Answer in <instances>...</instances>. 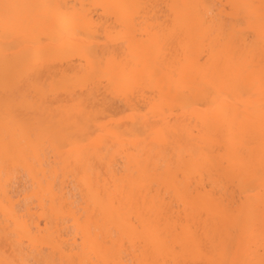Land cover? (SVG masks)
<instances>
[{
  "label": "bare ground",
  "instance_id": "1",
  "mask_svg": "<svg viewBox=\"0 0 264 264\" xmlns=\"http://www.w3.org/2000/svg\"><path fill=\"white\" fill-rule=\"evenodd\" d=\"M0 3V264L264 259V0Z\"/></svg>",
  "mask_w": 264,
  "mask_h": 264
},
{
  "label": "snow or ice",
  "instance_id": "2",
  "mask_svg": "<svg viewBox=\"0 0 264 264\" xmlns=\"http://www.w3.org/2000/svg\"><path fill=\"white\" fill-rule=\"evenodd\" d=\"M20 7L19 5H13L9 3H0V10H2L3 22L7 27L9 24L14 23L16 18L12 15L11 10ZM244 264H254L252 261H246ZM259 264H264V259H261Z\"/></svg>",
  "mask_w": 264,
  "mask_h": 264
}]
</instances>
